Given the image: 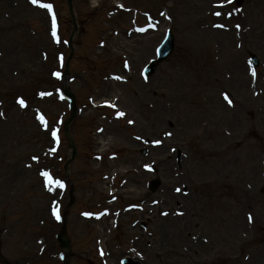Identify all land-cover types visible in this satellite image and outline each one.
Masks as SVG:
<instances>
[{
  "label": "rangeland",
  "instance_id": "1",
  "mask_svg": "<svg viewBox=\"0 0 264 264\" xmlns=\"http://www.w3.org/2000/svg\"><path fill=\"white\" fill-rule=\"evenodd\" d=\"M72 3L0 0V264H264V0Z\"/></svg>",
  "mask_w": 264,
  "mask_h": 264
},
{
  "label": "water",
  "instance_id": "2",
  "mask_svg": "<svg viewBox=\"0 0 264 264\" xmlns=\"http://www.w3.org/2000/svg\"><path fill=\"white\" fill-rule=\"evenodd\" d=\"M68 5H69V11L72 13L71 0H68ZM172 48H173V41H172V36L169 33L167 35V38H166L165 42L162 44V46L158 50V56H159L158 60L156 62H152L150 64V66L146 69L147 75H150L152 73V71L154 70V67L158 63H160L161 61L165 60L169 56V54L172 51ZM256 63H257L256 59L254 58V64H256ZM64 94L71 98V104H72V107H73L71 117L65 122V125H64L65 137H66V139L68 141L69 147L72 149L71 158H73L74 155H75V148H74V145H73V141L70 138L69 133H68V126H69L70 122L73 120V118L75 117L76 110L74 108V96L68 90H65ZM68 163H69V161H68ZM156 185H157V182H152V184H151L152 189L155 188ZM57 239H58L61 247L64 248L67 251V253H69V243H68V240L66 239L64 229L57 236ZM128 262L129 261H126V263H128Z\"/></svg>",
  "mask_w": 264,
  "mask_h": 264
},
{
  "label": "snow or ice",
  "instance_id": "3",
  "mask_svg": "<svg viewBox=\"0 0 264 264\" xmlns=\"http://www.w3.org/2000/svg\"><path fill=\"white\" fill-rule=\"evenodd\" d=\"M32 2L33 3H38L39 2V0H32ZM44 7H46V8H48V9H51L52 8V5H50V4H44L43 5ZM221 13H219V12H217L216 13V15H220ZM237 27H239V25H237ZM54 35H55V33H54ZM55 75H59V73H55ZM253 75H255V72L253 71ZM227 98V97H226ZM19 103H20V105L21 106H25V101L21 98V99H19V101H18ZM114 106V105H113ZM0 115H2V113H0ZM118 115H120V116H123L124 115V113L123 112H120V113H118ZM41 119H43V117H41ZM53 136H55L56 135V133H55V131H53ZM168 135H171L170 133L168 134ZM155 143H157V144H159L160 143V141H156ZM34 159H37L36 157H34ZM45 177H46V181H47V183L48 184H52L53 182L56 184V185H58L59 187H63L64 185H63V183L61 182V181H59V180H56V181H53L52 180V178H51V176H50V174L48 173V172H44V173H42ZM177 191H179V189H177ZM55 209H53V212L55 213ZM57 219H59V215L57 214ZM249 219H251V217H249Z\"/></svg>",
  "mask_w": 264,
  "mask_h": 264
},
{
  "label": "bare ground",
  "instance_id": "4",
  "mask_svg": "<svg viewBox=\"0 0 264 264\" xmlns=\"http://www.w3.org/2000/svg\"><path fill=\"white\" fill-rule=\"evenodd\" d=\"M213 31L211 32L212 34H219L220 33V29L217 27L215 29H212Z\"/></svg>",
  "mask_w": 264,
  "mask_h": 264
}]
</instances>
